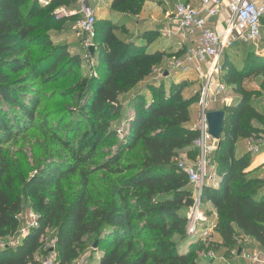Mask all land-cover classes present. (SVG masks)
I'll use <instances>...</instances> for the list:
<instances>
[{
	"label": "trees",
	"instance_id": "trees-1",
	"mask_svg": "<svg viewBox=\"0 0 264 264\" xmlns=\"http://www.w3.org/2000/svg\"><path fill=\"white\" fill-rule=\"evenodd\" d=\"M145 1L112 0L108 12L118 21L136 17ZM72 5L75 10V0L49 4L59 9ZM47 7L41 8L38 0H0V241L19 231L24 209L37 216L36 228L18 236L14 246L0 248V264H41L52 253L56 264H73L91 237L100 254L97 264H196L194 255L206 244L187 233L194 193L177 163L183 155L190 162L199 156L195 142L200 133L190 116L198 96L183 99L185 83L140 86L165 58L154 44L158 31L126 41L111 20H95L96 75L61 93L63 118L36 115L39 93L26 84L57 81L80 64L79 56L53 46L49 35L35 36L61 27L52 13L44 14ZM76 19L66 16L62 22L74 27ZM33 46L46 51V58L32 61ZM239 50L234 45L222 59L221 80L236 98L220 108L225 121L212 152L218 187L201 192V203L215 210L214 249L223 250L224 257L236 248L239 235L264 249V179L253 176L261 168L249 153L236 154L239 141H254L264 133V114L253 108L245 87L247 80L260 78L264 95V56L248 51L238 65ZM62 62L61 72H55ZM33 130L42 132L44 140L26 152L21 143ZM137 145L140 164L120 165L121 153ZM112 147L116 151L108 157L105 149ZM70 179L77 189L72 196L65 188ZM48 230L56 231L53 247L45 243Z\"/></svg>",
	"mask_w": 264,
	"mask_h": 264
},
{
	"label": "built area",
	"instance_id": "built-area-1",
	"mask_svg": "<svg viewBox=\"0 0 264 264\" xmlns=\"http://www.w3.org/2000/svg\"><path fill=\"white\" fill-rule=\"evenodd\" d=\"M51 1L38 0V3L47 6ZM75 1V10L61 8L57 15L77 17L74 30L83 36L81 40L84 51L82 60L90 70V77H94L96 75L95 63L89 49L93 47L95 38L96 13L91 5V0ZM224 1L199 0L197 4L190 2L178 4L170 17L168 28L164 31L166 40L175 39L180 43L196 37L195 46L185 50L181 58L169 62L168 67L171 71L184 75L195 72L200 82L199 91L195 94L198 96V101L194 127L200 133L195 142L199 156L195 162H178L177 168L187 177L194 193V204L186 213L187 233L201 244L209 243L216 230L217 216L215 213L208 216L202 209L201 192L204 187L210 186L215 177L212 167L207 169L209 164L207 155L214 151L217 143L208 134L205 116L210 111H216L214 110L216 104L227 105L225 97L228 93L221 80L223 55L236 43L243 45L259 43L264 37V29L261 24V19L264 16V1L227 0L226 5H224ZM224 10L228 11L229 17L225 20L222 32L210 29L207 25L208 21L220 17ZM156 73L157 70H154L153 74ZM166 73L168 74L167 71ZM246 152L253 156L264 154V133L260 134L248 146ZM29 218L30 221L27 223L26 229L19 236H24L30 229L37 227V216L30 212ZM5 246L0 241V248ZM208 257L215 259L216 254L209 253ZM237 257L249 263L257 262L261 258L264 264V249L252 254L239 250ZM41 264L56 263L47 258Z\"/></svg>",
	"mask_w": 264,
	"mask_h": 264
},
{
	"label": "rangeland",
	"instance_id": "rangeland-1",
	"mask_svg": "<svg viewBox=\"0 0 264 264\" xmlns=\"http://www.w3.org/2000/svg\"><path fill=\"white\" fill-rule=\"evenodd\" d=\"M107 2L109 0H106ZM190 0H153V5L152 8L148 10V14H149V18L150 20L148 21H140V14L139 13L138 16L136 17H131V18H123V20L118 21L116 17H110V20L112 23H115L119 29H121V32H117V36L122 39V40H129L135 36L140 35L141 33L144 32V30H148V29H159V34H160V38L158 40H156L154 42V44H158V46L165 52V58L163 63L157 67V73L156 74H152L143 84H141L140 86L144 87L148 84H155L156 86H159L161 84H164L166 86V88H168L169 85L172 84V82H174L177 78H181L182 76H180V74L176 71H171L168 67L169 62H171L174 59H178L181 57V54L185 52V49L183 51H180L178 49V46L176 44H172L171 42L167 41L164 38V31L166 30V28H168L167 24H168V18L171 16V14L173 13L174 8L176 7V5L178 4H182L184 2H189ZM197 0H191V2H195ZM94 4H98L101 3L100 0H93ZM50 2L47 4V6L44 5H40L41 8H45L47 7L48 9L44 10V14L47 13H52V15L55 17V21L56 20H60V29L59 31H37L35 33V36H42V35H49L51 38V42L53 44V46L56 47H65L66 50L68 51V53L70 54V56H79V61L80 64L79 65H73L72 66V70L68 73V74H64L62 76L59 77V79L57 81H53V82H47V83H41L40 81H36L35 83H27V86H34L35 90L38 91L39 93V106L36 112V115L40 113V116H45L48 115L49 113H53L56 116V120H59L60 118H63V114H64V110L66 109V104L64 103V101L61 99L60 95L62 92L66 93L67 90L71 89L72 86L80 81L81 79L84 78H89L90 77V70L89 68L85 65V63L83 62L82 58H83V47H82V38L83 36L79 35L73 27V23L69 22V23H65L62 22V18L64 17L63 15H57L59 12V8H55L54 6H49ZM93 5V4H92ZM71 7H74L73 5L68 7V10H72L70 9ZM107 5L106 2L105 4L102 3L100 5V11L96 13V22H101V20H103L106 16V9ZM154 10V11H153ZM158 12L159 15H155L154 13ZM25 15V14H24ZM108 17V16H107ZM154 17V19H153ZM58 18V19H57ZM158 18V20H157ZM39 19L35 18L33 19L31 22H35ZM138 22V23H137ZM240 50L238 53V65H241L242 62L244 61L245 58V54L246 52H251L252 54H256L258 55V53L264 49V42H259V43H252V44H247V45H243V44H238L237 45ZM32 52L34 53L31 56V60L35 61V60H39L41 58H46L47 56V52L44 51V53H41L39 50V46H33L31 47ZM95 50V49H94ZM53 58H49L47 60H50ZM66 62V64L68 63V60L64 61ZM64 62L59 63L57 65V67L55 68V72H61V70L63 69L64 66ZM95 63V67H96V61L94 60ZM166 71L168 72V77H165ZM53 72V73H55ZM25 72H22L18 75H16V77L22 76L24 75ZM160 74V75H159ZM180 83H185V88L182 91V98L183 99H187L190 98L192 96H195L194 93L197 91V89L195 88L196 86L192 83H188L187 81H179ZM245 87L251 92L252 96H251V102H252V106L253 108H255L256 110H258V112H260L261 114H264V95L261 93L260 90V78H251L249 80H247L245 82ZM226 104L229 105L232 103V101L236 98L235 94L233 93H228L226 95ZM223 107V105L221 104H216L214 106V108H221ZM196 107L195 105H193L192 107H190V116H191V121H192V126H194V124L196 123ZM56 121H52L51 124L55 125ZM121 131V130H120ZM122 132V131H121ZM123 133H121V135H119V137L121 138ZM42 132L40 131H30L26 134V138L25 140H23V142L21 143L23 145L24 150L27 152V148H31L35 141H43L44 139H42ZM253 143L252 140H244V143L239 142V145H237L236 147V154H240V153H245L248 146H250ZM217 144V143H216ZM241 144V145H240ZM11 146V145H10ZM19 146L17 147H13L11 150L15 151L16 149H18ZM216 148V145H215ZM106 153L110 152V155H108V157H110L113 153H115L116 149L115 147H112L110 149H105ZM215 150V149H214ZM33 153L35 154L36 151H33ZM141 150L139 148V145H137L135 147V149L131 150V151H123L121 153V159L119 161L120 165H125V164H140L141 161ZM257 156H253L251 155V158L254 159ZM107 158H102L101 160H105ZM213 153H211L210 155H207V160H209V164L207 166V169H209L212 165H213ZM178 162H183V163H189V160L185 159H178ZM103 173H99V175L97 176V179L100 178V176ZM132 172L130 173H126L123 174L120 177H116V176H112L109 177L112 181L116 180V178H125L129 175H131ZM254 177H259L264 179V167L262 170L257 171L253 174ZM93 180H96V178H93ZM96 185L98 186V189H100L102 187V182L101 181H96ZM65 188L67 191L68 196H72L75 192H76V187H75V179H70L69 183H67L65 185ZM29 213L30 211H28L27 209H24L22 215L19 217L20 221H21V228L19 229V231L14 235V236H7L2 243L5 244L6 246H14L18 236L26 229L27 227V223L30 221L29 218ZM55 236H56V231L55 230H48L45 234V243L47 247H52L54 246V241H55ZM216 242H217V238L215 239H211V241L209 243H206V245L204 246V250H200V251H196L198 253V255H194L197 257L196 259V264H241L242 261H232L234 258L237 257L238 251L239 250H244L245 252H247L248 254H252L257 252L256 250L258 249V246L255 245L251 239L243 236V235H239L238 236V240H237V245L236 248L233 250V253H230L227 257L223 256V250H217V252L215 251L214 248H216ZM86 249L85 252L83 254V256L81 257V259H79L78 261H76V264H88V262H92L95 261L96 258H98L100 256L99 252L96 249L97 246V242H95V238L91 237L86 239ZM209 247L210 250H206V248ZM212 249V250H211ZM198 250V249H196ZM206 250V251H205ZM209 253H215L216 254V258L215 259H209L208 254ZM224 258L227 262H224L221 260V258ZM49 260H51L52 262L56 263V257L55 256H49L48 257Z\"/></svg>",
	"mask_w": 264,
	"mask_h": 264
},
{
	"label": "crops",
	"instance_id": "crops-1",
	"mask_svg": "<svg viewBox=\"0 0 264 264\" xmlns=\"http://www.w3.org/2000/svg\"><path fill=\"white\" fill-rule=\"evenodd\" d=\"M101 1V3H102V0H100ZM261 1H264V0H261ZM105 2H106V5H107V10H106V13H105V18L103 19V20H110V17H112L110 14H109V12H108V10H109V7H110V4H111V2H112V0H109L108 2L106 1V0H103V3L105 4ZM153 0H147V1H145V3L143 4V7H142V10H141V14H140V21H149L150 20V18H149V14H148V10L149 9H151L152 8V5H153ZM190 3H194V4H197L198 2H199V0H197V1H195V2H191V0L189 1ZM227 0H225L224 1V5H226L227 4ZM101 3H98V4H94V2H93V0H91V5L93 6V8L95 9V13H97V12H99L100 11V5H101ZM174 10H175V8H174ZM174 10H173V13H174ZM154 11V10H153ZM173 13L171 14V16L173 15ZM155 15H159V13L158 12H155L154 13ZM108 16V17H107ZM170 16V17H171ZM170 17L168 18V24H167V26L169 25V20H170ZM229 17V13H228V11L227 10H224V12L221 14V16L220 17H217V18H213V19H210L209 21H208V27L210 28V29H214V30H216L217 32H222V30H223V28H224V26H225V20L227 19ZM153 19H154V17H153ZM157 20H158V18H157ZM138 23V22H137ZM261 24H262V27H263V29H264V16L262 17V19H261ZM160 31L159 29H155V28H152V29H148V30H144V31ZM142 34V33H141ZM139 36V35H138ZM135 37H137V36H135ZM134 38V37H133ZM167 41H169V42H171L172 44H176L177 46H178V49L180 50V51H183L184 49L185 50H187V49H189V48H192V47H194L195 46V43H196V37H193V38H191V39H189V40H187V41H185V42H179L178 40H167ZM264 42V37L262 38V40H261V42ZM239 43H236L235 45H238ZM247 45V44H246ZM185 53V52H184ZM183 53V54H184ZM258 55H260V56H264V49L263 50H261L259 53H258ZM180 74V73H179ZM170 75V74H169ZM180 76H182L181 78H177L174 82L175 83H180L179 81H187L188 83H192V84H194L196 87V89H197V91L194 93V95L199 91V87H200V82L198 81V77H197V74L195 73V72H191V73H189V74H187V75H184V74H180ZM188 99V98H187ZM195 107H196V105H195ZM214 110H220V108H214ZM196 124V123H195ZM195 124H194V126L193 127H195ZM239 142H241V143H244V140H242V141H239ZM239 142L237 143V145H239ZM241 145V144H240ZM240 154H242V153H240ZM185 159L186 157L183 155V156H180L179 157V159ZM253 160V162H254V166H258V167H260L261 169L260 170H262L263 169V167H264V154H262V155H259V156H257L256 158H254V159H252ZM212 167V166H211ZM215 180H216V177H214L213 178V180H212V182H211V184H210V186L211 187H214V188H217L218 187V185L217 184H214L213 182H215ZM202 209L206 212V214L208 215V216H210V215H212L213 213H215V210L213 209V207H212V205L211 204H209V203H204L203 205H202ZM215 238H217V236H216V233L214 234V236H213V239H215ZM217 242H218V238H217ZM253 242V241H252ZM254 243V242H253ZM255 244V243H254ZM256 245V244H255ZM258 246V245H257ZM53 247V246H52ZM243 250V249H242ZM262 250V248H260L259 246H258V249L256 250L257 252H259V251H261ZM51 256H55V254L54 253H52L51 254ZM99 259V257L98 258H96V260L95 261H92V262H88V264H97V260ZM209 259H211V258H209ZM221 260L222 261H224V262H227L223 257L221 258ZM242 261L241 262V264H263V260L260 258L257 262H254V263H249V262H247V261H245V260H243L242 258H239V257H236V258H234L232 261ZM42 263V262H41ZM73 264H76V262H74Z\"/></svg>",
	"mask_w": 264,
	"mask_h": 264
},
{
	"label": "water",
	"instance_id": "water-1",
	"mask_svg": "<svg viewBox=\"0 0 264 264\" xmlns=\"http://www.w3.org/2000/svg\"><path fill=\"white\" fill-rule=\"evenodd\" d=\"M91 56H94V47L89 49ZM165 73V77H167ZM209 136L216 142H219L225 121V112L223 110L210 111L205 116ZM52 252V250H51Z\"/></svg>",
	"mask_w": 264,
	"mask_h": 264
}]
</instances>
